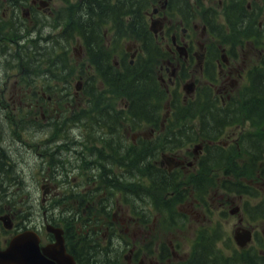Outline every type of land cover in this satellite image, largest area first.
Here are the masks:
<instances>
[{"label":"rangeland","instance_id":"obj_1","mask_svg":"<svg viewBox=\"0 0 264 264\" xmlns=\"http://www.w3.org/2000/svg\"><path fill=\"white\" fill-rule=\"evenodd\" d=\"M3 1V0H2ZM191 2H194V0H190ZM203 3V7L204 9L206 8H210L211 10L214 11V13H212V16L215 15L216 18H218L219 20H221V22H224V10L225 7L230 3V0H200ZM226 1V2H225ZM242 3L244 1L247 0H239ZM255 4L256 3H264V0H252ZM8 4H10V2L8 1ZM61 0H51L50 2V6L53 8V10H56V8H58L60 6ZM29 5V0H27L26 5H24V7H27ZM263 8V7H262ZM264 10V8H263ZM47 13V12H46ZM47 17L48 19H51V14L47 13ZM195 24L197 25V29L195 31H193L191 34L193 37H197L199 39V34L201 35V31H202V25H203V21L201 18L200 13H195ZM8 16H9V8H8ZM263 19V15L259 16L256 18V20H260ZM26 24L29 25V21L25 20L24 21ZM193 23L190 22V25H192ZM221 24H218L217 27L215 28V33L217 34V39H212L213 43L218 44L220 43H225L227 42L228 36H222V34H224L222 32V30L219 28ZM257 28V27H255ZM26 29H28L27 25H26ZM44 31V28H43ZM47 31H50V28L47 29ZM206 36L208 37V35L206 34ZM226 37V38H225ZM209 38V37H208ZM250 40L245 46L243 45V47H241L240 49L235 48L234 52L236 51L237 54L235 57L232 56V54L230 53V50H228V46L226 47V45H222L220 48H218V57L219 54H224V58H220V63H221V67L223 69H225V67L223 66V64L225 63V60H229L231 63H233L239 70L240 73H242L243 71L245 72L244 75L239 78V77H235L234 74H232V78H236V83L234 84L233 87V93L230 94V96H234L235 98L239 95V92L241 91L242 87L244 86V84L246 83V70L247 68H250L253 66L254 63H256L258 61L259 58V54H258V49L256 48L257 44L251 40ZM128 46V54H134L135 52V46H133L132 44H130L128 41H124L122 43V46H119L117 49V53L119 55V52L122 49H127ZM225 46V47H224ZM13 47L17 48L18 46L15 45H10L9 41H8V60L11 63H16L17 65L19 64V60L17 59V57H14V59L9 55V53L11 52L12 54H15V50L13 49ZM74 48H76V46L73 44L72 46V53L75 54L73 55L74 57L77 58L76 60V65L75 68L72 69V80H71V84L72 85H76V86H82L81 84H78L79 80H82L83 78H78L77 77V70L79 65H81L82 63H84V55L82 53L81 50H78L77 48L74 50ZM117 58L116 54L114 56H112V59L115 60ZM130 58V56H129ZM239 66V67H238ZM87 65L84 67L86 68ZM45 68H41L39 70V72H42ZM236 70V69H235ZM20 75V67L19 66H11L8 69V77H9V81H8V89L11 88V84L14 83L15 80H18V76ZM219 70L218 68H216L215 72H213V77L216 78V82H213L214 84H219L220 81L223 78L222 76H219ZM17 85V84H16ZM227 88L229 87V83L227 82L226 84H224ZM222 88V87H221ZM221 88H217V90L219 89L220 91ZM235 98L233 100H235ZM237 104V103H236ZM17 110L16 108H14L13 106H11L10 109H8V136H11V138H14L15 130L17 127V120L18 117L15 116L14 123H10V119L12 117V115L16 114ZM77 112H80V108L77 106ZM49 113V110L46 109L45 107L43 109H38L37 110V114H36V118L42 120V116L43 117H47ZM12 114V115H11ZM24 120H26V118L24 117ZM22 122V124H23ZM190 123L193 124H197V120H193V121H189ZM243 130H247L250 132H258V128L257 127H252L249 125V123H243ZM143 131H145V134L149 133V127L145 128ZM235 132V134L238 133V129L235 127H231V128H225L223 129V131L220 133L222 140L226 141L227 140V136L229 133ZM32 131L29 132V134H31ZM4 134L5 136L7 135V129L6 127H4ZM131 135V134H130ZM133 135V134H132ZM136 135V134H134ZM225 135V136H224ZM42 136L44 138H53L54 133L51 132L50 134L46 135L44 133H42ZM148 136V135H146ZM32 136H28V142L30 141ZM45 142L42 141L40 142L38 145L34 146L33 149V155H29L28 157H24L23 161L21 163V168L23 169V171H20L21 175L23 172V176H25V189H23L21 186H17V188H15L16 193V197L13 200V202L11 203L10 207V213L12 214V218L15 222V224H18V221L20 222H24L23 219H21V215H23L26 211L27 208L25 206V201H23V199H25V194H29V197H35L36 201H34V208L36 209V213L37 216H41V212L43 210V208L41 207V188H40V184L39 183H45V181H43V179L41 178L38 182L37 179V173H36V167L37 165L41 162L44 161L45 164V171L47 173H51V170L53 168V154L52 151L47 152L46 150L42 149V145ZM80 144L77 143L76 144V150L78 151V149H80ZM245 154L241 155V158L244 157ZM61 157L62 159H70L72 158V154L69 153L67 148H62L61 149ZM245 161V159H240V162ZM70 164H67V167L69 168ZM212 175L213 173H209L207 174V178L209 181L208 184H205V182L201 183V195L202 197H198L197 196V189H195L192 185V181L189 180L188 178L181 184H178L176 186V188L173 190V193H175L177 190H188L189 189V195L186 197L184 196L181 200V202L178 203V205L175 204L174 208L175 209H180L179 212L181 214V212L183 213V215L181 214V218L180 221L178 220L176 223H174L173 225H167L161 218V214L159 212H155V218H154V222L150 221L149 224L147 226L152 227L154 224L155 226H153L151 231H154V233H161L164 230H167L166 232L171 231L172 235H173V239H177L178 241H181L182 244L185 245L184 248V252L190 257V248L192 245V239L194 238V236L198 235V232L201 230L200 228H205L207 230H211L213 231V234H215V236L217 237L218 241L216 240V245H221V249L223 251V256L225 257H230L233 254V247L231 246L232 241L231 239V235H232V223H233V217L226 211V212H218V211H214L215 209V205H214V196L213 193L215 191V189H211V185L210 182L211 180H214V177H216V180H220L221 177L219 172H216L213 179H212ZM48 180L51 182V184L53 185V187H51V192H56L59 187L60 184L63 182V179L58 178V177H52V175L48 176ZM37 184V185H36ZM36 185V186H35ZM28 186V187H27ZM185 187V188H184ZM185 193V191H184ZM217 196H220L222 200L227 201V199L234 197L237 198L235 196H232V194L228 195L226 193H224L222 190H218ZM259 195L264 196V191L263 190H259ZM133 198H135V195H132L131 197H128L127 199L124 198L123 202L118 204V205H114L111 209V213L117 212V217H121L124 216L125 217H131L129 220H126L125 222V227H128L129 230H126L125 232L127 234H131L134 231L136 233V236H139L138 230L137 228L140 227V225H135L132 222L133 220V209H132V205H131V201L133 200ZM167 197H162L160 198V201H164L166 200ZM38 200V201H37ZM244 200L248 201L247 197H244ZM62 207L67 204H60ZM45 208H50L52 205L50 202L46 203ZM5 205H0V215H3L5 212ZM179 207V208H178ZM124 214V215H123ZM247 219H255L254 218H249L248 216H245ZM131 220V222H130ZM40 221V218H39ZM2 221H0V242H3L6 238H8L11 233H8L3 231V227L1 225ZM178 223V224H177ZM3 224V223H2ZM28 223H24L25 226ZM254 226V225H253ZM142 228H146V226H142ZM124 232V233H125ZM164 233V232H162ZM139 238V237H138ZM172 240V239H171ZM176 241L172 240V244L175 245ZM259 245H264V238L260 237V241L257 242ZM177 253L179 254V252L177 251Z\"/></svg>","mask_w":264,"mask_h":264},{"label":"flooded vegetation","instance_id":"obj_2","mask_svg":"<svg viewBox=\"0 0 264 264\" xmlns=\"http://www.w3.org/2000/svg\"><path fill=\"white\" fill-rule=\"evenodd\" d=\"M31 2L36 3V8L39 9V0H31ZM163 28L167 29L168 25L173 30L170 36V44L166 47L171 53V57L164 61V71L168 74L167 85L170 86L172 90L175 91L176 95L180 93L182 101L187 102V99L194 97L200 98L205 92H211L215 98H220L222 103H224V97L230 98V94L233 93V87L236 83L231 76L234 74L241 78V73L238 68L231 63L229 60H225L223 66L219 59H215L213 63L219 68V76L223 75L222 80L219 84H214L216 78L213 77L214 68H209L208 64L211 61V55H207L203 50V45L199 47L200 38L197 39L189 35V31L185 28H181L180 31H175V25L171 20L163 17ZM182 21H179L181 23ZM197 28V25L196 27ZM202 38V36H201ZM196 48H199L196 50ZM236 55H234L235 57ZM196 61L202 67L196 72L188 68L190 62ZM209 61V62H208ZM196 66V64H195ZM162 67V65H161ZM239 67V66H238ZM171 69V72H170ZM236 69V70H235ZM65 76L61 79L55 80L54 84H45L44 78L40 79H28L23 85H10L11 88L8 89V0H0V173H4V196H0V203H5L7 205L8 214V172H18L22 169L20 168L18 159H21L25 155V150L27 145L24 143L23 134H15L14 138L8 136V100L13 104V106H20L21 108L37 107L38 109L49 107L55 103V99L58 98L60 91L64 90V97L71 100V98L76 97V91L72 90L70 81L67 83L65 81ZM191 80L193 86L191 88L186 87V81ZM49 82L54 81V79H49ZM62 81V83H60ZM229 83L227 88L224 84ZM166 86V84H164ZM222 87V88H221ZM217 88H221L222 91ZM190 92H186V90ZM190 106H207L211 107L214 102L205 101H194L191 100L187 102ZM58 119L51 115L43 117V123L39 128L37 133L38 142L37 145L44 141L42 149L49 151H54L55 153H61L62 148H67L69 153L72 154V158L69 159V169L77 165L75 164V154L76 144L79 142L81 144L80 149L83 150V141L86 140L82 132H78L75 123L70 125L69 133L65 131L57 132L54 128V124ZM75 121V117H73ZM4 127L7 129V135L4 134ZM53 131V138H44L42 136L43 132ZM78 134V135H77ZM181 157L183 155H176ZM14 158V160H12ZM54 170L61 174L65 166L54 165ZM85 167V166H84ZM77 172V170H76ZM59 177V176H58ZM86 176L84 173H80V187L82 193L88 194L84 181ZM11 217V215H9ZM240 221V220H239ZM138 249L133 253L135 261L133 264H193L188 261V255L183 253L182 255L176 254L174 251V246H167V249L171 255H163L159 251L160 246H153L149 248L146 245L137 246ZM202 261H200L201 263ZM131 264V261H129Z\"/></svg>","mask_w":264,"mask_h":264},{"label":"trees","instance_id":"obj_3","mask_svg":"<svg viewBox=\"0 0 264 264\" xmlns=\"http://www.w3.org/2000/svg\"><path fill=\"white\" fill-rule=\"evenodd\" d=\"M156 0H64L65 4V15H66V26L63 31L66 35V39L72 37H80L83 46L87 52H91L94 57V62L97 69L102 72L104 70V75L106 79L110 82L113 87L120 88L123 95L126 98L127 109L126 116L131 117L139 121L150 120L153 116L156 119L159 118V101L162 98L163 90L158 89L153 74V69L149 63L151 60H145L146 57L139 55L137 60L130 66H126L122 76L117 73L115 69L107 65L109 62L108 54L110 49H106L105 37L103 36V27H108L109 30L114 32V37L116 39L124 37H133L142 43V49L150 55L155 51L156 46L154 44H148L150 41V33L147 29L146 24V12L150 5ZM235 5L236 12L239 14L240 22L235 20H230L228 12L226 13L227 22L230 23L234 30L239 28V25L246 24V18L241 12V6H243V11L247 15L244 9V4L239 0H233L231 6ZM244 14V15H245ZM245 26V25H244ZM243 26V27H244ZM73 28V29H72ZM244 32V30H243ZM245 33V32H244ZM264 47V42H263ZM264 56V53H263ZM152 64V63H151ZM155 98V105L151 103V98ZM262 99L264 96V69L260 66L258 67L250 78V85L248 86V93L243 97L245 102L259 101L257 97ZM96 102L91 104V107H85L83 110L84 117L91 116L99 117V123L107 126L108 123H112V118L116 113L113 109V114L105 106H95ZM89 109V110H87ZM96 110L94 113L93 111ZM92 113V114H91ZM208 115V114H207ZM204 115V125L207 130L214 131L219 126V121L215 119V115L208 116ZM218 116H227V110H222L219 112ZM82 117V116H80ZM104 119V120H103ZM92 123H95L94 119ZM134 125L137 122H133ZM110 126V125H109ZM131 154L130 156H128ZM128 148H126L124 153L125 159V182L132 188L133 182L135 181V176L137 174L147 173L149 180L151 182H156L158 190L162 187L164 190V184L169 178L163 173L161 169L157 168L154 171L146 170L141 167L138 170L129 172L133 167H128V164H138L142 166L148 165L145 163L143 156H133ZM228 173V170H226ZM65 226H68L65 220Z\"/></svg>","mask_w":264,"mask_h":264},{"label":"water","instance_id":"obj_4","mask_svg":"<svg viewBox=\"0 0 264 264\" xmlns=\"http://www.w3.org/2000/svg\"><path fill=\"white\" fill-rule=\"evenodd\" d=\"M47 229L53 232L55 241L43 247L32 230L15 234L8 246L0 249V264H74L73 257L65 251L62 229L52 226Z\"/></svg>","mask_w":264,"mask_h":264}]
</instances>
